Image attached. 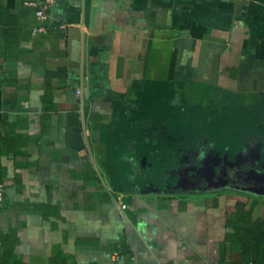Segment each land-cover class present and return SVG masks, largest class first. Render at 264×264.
Masks as SVG:
<instances>
[{
	"label": "crops",
	"instance_id": "0c3cea01",
	"mask_svg": "<svg viewBox=\"0 0 264 264\" xmlns=\"http://www.w3.org/2000/svg\"><path fill=\"white\" fill-rule=\"evenodd\" d=\"M30 1L0 0V264H264L227 236L242 210L264 232V195L240 190L264 178L258 140L208 180L182 164L172 185L123 190L102 137L148 78L184 83L178 103L253 101L264 0H56L36 34Z\"/></svg>",
	"mask_w": 264,
	"mask_h": 264
},
{
	"label": "trees",
	"instance_id": "16d2710c",
	"mask_svg": "<svg viewBox=\"0 0 264 264\" xmlns=\"http://www.w3.org/2000/svg\"><path fill=\"white\" fill-rule=\"evenodd\" d=\"M183 84L148 78L134 89V99L125 101L122 96L114 101L115 122L104 127L102 137L107 146L104 166L115 187L172 185L175 179L170 172L197 159L205 139L211 141L213 155L226 162L235 160L247 137L260 142L259 155L264 156V90L248 103L242 100V92L226 88H216L220 93L216 105L178 103L176 88ZM237 207L244 206L238 203ZM228 223L233 232L227 236L253 261H261L264 232L254 224L250 212L242 210Z\"/></svg>",
	"mask_w": 264,
	"mask_h": 264
},
{
	"label": "rangeland",
	"instance_id": "374dc122",
	"mask_svg": "<svg viewBox=\"0 0 264 264\" xmlns=\"http://www.w3.org/2000/svg\"><path fill=\"white\" fill-rule=\"evenodd\" d=\"M200 93V92H199ZM204 93L206 94L205 103L204 104H217L219 100L220 93L217 90H205ZM244 100V99H243ZM204 101V100H203ZM193 103V100L189 101ZM205 145H203L202 149L197 153V159H193L192 161H185L183 163V168H195L197 171V176L199 178H202L204 180H208V176L211 177L210 174H208V170L205 168L209 164V161L214 160L213 152H212V143L209 140H204ZM197 160V161H196ZM200 160V165H198V161ZM186 164V165H185ZM188 165V166H187ZM191 165V166H190ZM179 173V170L177 171Z\"/></svg>",
	"mask_w": 264,
	"mask_h": 264
},
{
	"label": "built area",
	"instance_id": "2783aa9c",
	"mask_svg": "<svg viewBox=\"0 0 264 264\" xmlns=\"http://www.w3.org/2000/svg\"><path fill=\"white\" fill-rule=\"evenodd\" d=\"M56 0H31L30 4L34 6L35 9V16L37 19V23L35 26L32 27V32L34 34L36 33H43L46 32V26L43 23L44 20L48 17V9L51 6L52 3H54ZM66 26V24H60L59 27L62 29ZM76 92L78 94H81V89H77ZM3 190L4 185L2 181L0 180V204L3 200ZM120 206L122 208H125L126 204L121 203Z\"/></svg>",
	"mask_w": 264,
	"mask_h": 264
},
{
	"label": "water",
	"instance_id": "95a60500",
	"mask_svg": "<svg viewBox=\"0 0 264 264\" xmlns=\"http://www.w3.org/2000/svg\"><path fill=\"white\" fill-rule=\"evenodd\" d=\"M178 182H179V178L176 179V185ZM240 190L254 194V195H264V178L257 177L251 180H247V184L245 186H242Z\"/></svg>",
	"mask_w": 264,
	"mask_h": 264
}]
</instances>
